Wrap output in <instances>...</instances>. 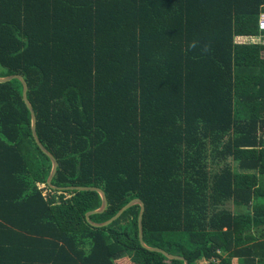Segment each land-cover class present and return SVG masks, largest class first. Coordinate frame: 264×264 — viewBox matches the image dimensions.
<instances>
[{
  "label": "trees",
  "instance_id": "16d2710c",
  "mask_svg": "<svg viewBox=\"0 0 264 264\" xmlns=\"http://www.w3.org/2000/svg\"><path fill=\"white\" fill-rule=\"evenodd\" d=\"M262 12L0 0V78L27 84L51 185L101 189L94 223L140 199L146 246L188 264H264V43H235L264 36ZM22 92L0 83V264H184L141 247L138 205L95 228L98 193L47 185Z\"/></svg>",
  "mask_w": 264,
  "mask_h": 264
},
{
  "label": "water",
  "instance_id": "95a60500",
  "mask_svg": "<svg viewBox=\"0 0 264 264\" xmlns=\"http://www.w3.org/2000/svg\"><path fill=\"white\" fill-rule=\"evenodd\" d=\"M18 80L20 81V83L23 86V92H22V99L23 102L26 106V108L28 109L30 116H31V134H32V138L36 144V146L39 148V150L50 160L52 168H51V172L49 175V178L47 180V185L53 189L56 190H77V191H92V192H96L100 195L101 197V207L98 210L95 211H91L89 213L86 214V220L89 223V225H91L92 227L95 228H102V227H106L108 225H110L111 223H113L114 221H116L126 210H128L129 208L138 205L140 207V212L138 215V219H137V225H138V239H139V243L141 245V247L145 250H148L150 252H155V253H159L163 256H165L168 259L171 260H180L183 261L184 264H188L187 261L182 258V257H178V256H173L171 254L166 253L165 251L159 249V248H152V247H148L146 246V244L143 241V226H142V219H143V213H144V204L140 199H134L132 201H130L127 205H125L122 209L119 210V212L112 217L110 220H108L107 222L104 223H94L92 221H90L89 217L91 215L94 214H101L105 211L106 207H107V199L106 196L104 194V192L101 189L98 188H89V187H69V188H55L51 185V181L53 179V177L56 174V170L58 167V163L56 161V159L43 147V145L40 143L37 134H36V117H35V113L34 110L30 104V102L27 99V84L25 82V80L19 76V75H13V76H9V77H5V78H0V83H6L9 82L11 80Z\"/></svg>",
  "mask_w": 264,
  "mask_h": 264
},
{
  "label": "crops",
  "instance_id": "0c3cea01",
  "mask_svg": "<svg viewBox=\"0 0 264 264\" xmlns=\"http://www.w3.org/2000/svg\"><path fill=\"white\" fill-rule=\"evenodd\" d=\"M264 43V36L260 37H236L235 43L237 44H255V43Z\"/></svg>",
  "mask_w": 264,
  "mask_h": 264
},
{
  "label": "built area",
  "instance_id": "2783aa9c",
  "mask_svg": "<svg viewBox=\"0 0 264 264\" xmlns=\"http://www.w3.org/2000/svg\"><path fill=\"white\" fill-rule=\"evenodd\" d=\"M258 30L260 33L264 32V12L259 15L258 19Z\"/></svg>",
  "mask_w": 264,
  "mask_h": 264
},
{
  "label": "clouds",
  "instance_id": "9594fccd",
  "mask_svg": "<svg viewBox=\"0 0 264 264\" xmlns=\"http://www.w3.org/2000/svg\"><path fill=\"white\" fill-rule=\"evenodd\" d=\"M197 47V41H192L189 44V48H196ZM202 51L207 52L208 51V46L204 45V47L202 48Z\"/></svg>",
  "mask_w": 264,
  "mask_h": 264
},
{
  "label": "rangeland",
  "instance_id": "374dc122",
  "mask_svg": "<svg viewBox=\"0 0 264 264\" xmlns=\"http://www.w3.org/2000/svg\"><path fill=\"white\" fill-rule=\"evenodd\" d=\"M40 187H43V185H41ZM198 264H211V262L205 259H201L200 261H198Z\"/></svg>",
  "mask_w": 264,
  "mask_h": 264
}]
</instances>
